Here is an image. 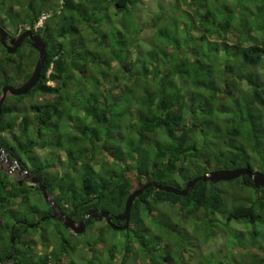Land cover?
I'll return each mask as SVG.
<instances>
[{
    "label": "trees",
    "instance_id": "obj_1",
    "mask_svg": "<svg viewBox=\"0 0 264 264\" xmlns=\"http://www.w3.org/2000/svg\"><path fill=\"white\" fill-rule=\"evenodd\" d=\"M135 1L0 0V27L12 39L19 26L50 13L35 32L47 53L39 80L26 95L6 96L0 146L18 166L38 170L59 210L76 222L93 207L121 213L128 195L150 183L182 190L216 170L264 175V0H182L185 22L175 26L182 46L191 48L184 51L177 41L173 52L155 60L142 56L159 52L152 41L137 56L144 27L133 16ZM247 10L256 24L231 32L233 16ZM87 35L101 36L89 41ZM36 60L29 41L14 55L0 44V94L25 82ZM74 70L83 80L69 92ZM67 115L78 120L79 133L67 142L79 153L70 150L64 159L73 157L71 166L87 161L72 171L59 165V152L41 133L44 124ZM33 129L37 135L30 136ZM37 148L51 153L40 159ZM9 176L0 172V264H77V253L86 264H264V188L245 176L198 181L184 197L148 187L134 199L126 230L104 224L81 248L46 203L30 206L43 200L39 187ZM23 207L36 219L19 221ZM93 224L89 219L85 232Z\"/></svg>",
    "mask_w": 264,
    "mask_h": 264
},
{
    "label": "rangeland",
    "instance_id": "obj_2",
    "mask_svg": "<svg viewBox=\"0 0 264 264\" xmlns=\"http://www.w3.org/2000/svg\"><path fill=\"white\" fill-rule=\"evenodd\" d=\"M220 1L221 2L219 4H222L223 2H226V1L231 2L232 0H220ZM181 2H182V0H137L133 4H131V5H134L133 9H132V13H134L133 14L134 17H137V25H143V27H144L143 29H141V31L139 32V35H138V43L136 45L137 56L140 55L138 53V51L142 52V51H146L147 49L150 48L151 41L153 43L155 42L156 45L158 43L159 52H152V55H149L146 53V54L142 55L144 57V59L145 58L146 59L151 58L152 60H155L157 57H160V55L164 56V51H166L167 53L173 52L174 51L173 48L174 49L177 48L175 46V43H177V41L180 42L179 43L180 47L183 45L184 41H183L182 34L180 32V29H178L175 26V25H177V22L179 24L178 26H180L182 22H185L181 17L183 15V11H179V6H183L180 4ZM252 5H254V4H252ZM232 10H233L232 6H230L229 9H227V10L221 9V12H220L222 14L221 18L224 17L226 12L232 11ZM119 20L122 22L124 21V19H119ZM116 21H118V18H114V17L111 18V22L116 24L117 23ZM255 21L256 20L254 19L253 11H251V14L248 11L247 15L246 14L240 15L238 12L236 15L233 16V25L232 26H235V27H233L231 32L235 31L236 28H241V25H244V23L247 25V26H245L246 28L248 26L250 27V26L256 24ZM119 27L122 28L123 26L121 25ZM164 29H166V31H163ZM227 29H228L227 27L223 28L222 31L225 30V33H226ZM124 31H126V30H124ZM176 31H177V35L175 36ZM116 34H117L116 31L111 30V35H116ZM124 34L125 33L123 32V38H124L123 40L126 41L127 39L124 37ZM193 34H194V37H198V34L196 32H194ZM167 35L170 37V39H166ZM100 36L101 35H98L96 37L94 36L91 39L96 40V39H99ZM85 39L89 40V41L91 40L88 35L86 36ZM173 42H174V45H171V43H173ZM79 45H80L79 47H81V49H83L82 43H79ZM110 45L112 47V44H110ZM182 48L184 51L185 50L188 51L191 48V46L190 45L182 46L181 49ZM201 48H202V51L207 50V47L204 45H201ZM133 56H135V55H133ZM80 80H83V78H81V76L77 70H74L73 75H72V79L69 81V83L67 85L68 87H71L69 92L72 91V89L77 84L80 83L79 82ZM71 95H72V93H70L68 97H70ZM71 118L72 117L68 116V115L62 116L61 120H63V121L53 119L48 124H44V126L42 127L41 133H43L45 135V138H51L50 142L53 143V146L51 145V150L53 153H56V151H59V150H62L65 155L68 151L70 152V150L72 151V153H79L76 151L77 150L76 147L75 148L70 147L72 145L67 142L68 137H72V134L79 133L78 120L76 121L75 118H72V119ZM32 135H37L35 133L34 129L32 130V133L30 136H32ZM36 140L38 141L37 143H39V144H41L43 141L40 139H36ZM59 147H61V148H59ZM66 147H68V148H66ZM35 153H38V155H40V159H41L43 156H48L51 153V151L46 150V149L45 150L35 149ZM72 158L73 157L68 158V160L71 161ZM68 160L65 159V161L67 163H69ZM52 161L55 162L54 157H52ZM71 163H73V161ZM0 167L2 168V170L4 172L7 170V165H5V164H2ZM16 175H17V172L16 173L11 172L9 177L11 179H15V180L22 179L20 177L17 178ZM175 183H178V182H175ZM162 184L166 185V186H173L171 184V182H168V183L164 182ZM30 206H36L38 209H41L42 207H45V201L40 199V198H37L34 201L30 202ZM17 218H19V221L21 219H24V218H26L28 221H32V220L36 219V215H33V216L29 215V213H27L23 207V208H21L20 215L17 216ZM99 226H101L102 229L104 228V226L102 224H99ZM163 233H164V231H163ZM26 235L30 236V232H28ZM67 235H69L68 232H67ZM118 238H120V237L118 236ZM88 240H90V239L87 237L83 238L82 244L84 246H87V244H85V243L89 242ZM220 242L215 241L211 245L214 248L219 249L220 248ZM211 245H207L204 248H201V252L206 253L208 251V248ZM102 249L103 248H101V250H100L101 254H102V252H101ZM191 249L189 248L187 250H191ZM78 257H81V255H79L77 253V258ZM77 258H76L77 264L86 263L85 260L83 262V261H81V259H79V258L77 259ZM192 261H193V259H192ZM193 262H194V264H196L195 263L196 261H193Z\"/></svg>",
    "mask_w": 264,
    "mask_h": 264
},
{
    "label": "water",
    "instance_id": "obj_3",
    "mask_svg": "<svg viewBox=\"0 0 264 264\" xmlns=\"http://www.w3.org/2000/svg\"><path fill=\"white\" fill-rule=\"evenodd\" d=\"M25 39L29 40V42L31 43V47L37 52V60L35 62V66L33 68V71L30 77L22 85L18 87H13L9 85L2 87L1 94H0V115L2 112L1 107L7 95H11V96L26 95L30 90H32L36 86L39 80L41 71H42V67L47 57L45 44L43 43L42 39L39 36L31 33L30 31H25L21 33L16 39L9 40L7 33L0 27V44L4 47V49L6 50L8 54H14L17 48H19L22 45ZM2 153H4V151L0 148V154ZM6 160H8V158ZM12 163L15 164V166L17 167V164L15 161ZM18 171L25 175L28 174L22 168H19ZM240 176L247 177L251 181L252 186L255 187L256 189L264 188V175L260 172L253 173L249 171L247 168L216 170V171L211 172L208 176L204 175L201 178H203V181L208 180L212 183H216L219 180L221 181L234 180ZM32 182L36 183L37 181L33 180ZM193 182H195V180ZM193 182H188L186 184V187L183 190H178L176 188L161 185V184L150 183L138 191H133L126 198L123 211L118 214L119 216H117L116 219L124 221V224H125L124 227L128 226L129 215H130V210H131L133 201L139 194L142 193L143 189L147 187H153L156 190L163 191L165 193H170L173 195L186 196L190 190L188 187H191ZM38 186L39 188H42V185L39 184ZM56 215L57 214L54 212L53 217H56ZM104 215H108V213L101 212L99 216L103 217ZM89 217H92V216L85 215L83 220L79 222L78 224H76V226L74 225V222L70 218H65L61 213L57 219L63 220L65 227L70 228L75 233L79 234L85 230V223ZM11 241H13V238H11Z\"/></svg>",
    "mask_w": 264,
    "mask_h": 264
},
{
    "label": "bare ground",
    "instance_id": "obj_4",
    "mask_svg": "<svg viewBox=\"0 0 264 264\" xmlns=\"http://www.w3.org/2000/svg\"><path fill=\"white\" fill-rule=\"evenodd\" d=\"M50 16V13H44L43 15H41L39 18H38V21L40 22V24L42 25V23L48 18ZM3 29V28H2ZM6 32V31H5ZM7 33V32H6ZM7 35H8V33H7ZM9 37V36H8ZM17 37H15V38H13V39H16ZM9 39L10 40H12V38H10L9 37ZM24 44H22V46H23ZM2 46V45H1ZM3 47V46H2ZM4 48V47H3ZM6 51V50H5ZM16 53V52H15ZM14 53V54H15ZM14 54H12V55H14ZM49 73V72H48ZM24 83V82H23ZM22 83V84H23ZM21 84V85H22ZM47 85H49V86H53V83L52 82H47ZM9 86H12V85H9ZM18 86H20V85H18ZM18 86H13V87H18ZM2 89V88H1ZM15 131V133H17L18 132V130L17 129H15L14 130ZM0 148L4 151V153H2V154H0V166L2 165V164H5V165H7V170L4 172L3 170H2V168L0 167V172L1 173H3V174H8V175H10V168H13L14 166V164L10 161V157H13L12 155H11V153H9V152H6L1 146H0ZM8 158V160H6ZM85 160V158H82V159H78V160H75L74 161V166H71V164H67V162L65 161V160H60V162H59V165L61 166V167H64V168H68V169H70L71 171L73 170V168H75V167H83V165H85V164H87V161H84ZM81 171V170H80ZM79 171V172H80ZM28 174L27 175H25V174H21V176H23V177H27V178H29L30 176V174H29V172H27ZM210 174V173H209ZM209 174H206V176H208ZM195 180V182H193ZM198 181H203V178H201V177H195V178H193V179H191V180H189V181H187L186 182V184L188 183V182H193V184H192V186L191 187H188L189 189H193V187H194V185H195V183L196 182H198ZM219 181H221V180H219ZM33 184H37V185H42L40 182H36V183H34V182H32ZM186 184H185V186H184V188L186 187ZM148 185V184H147ZM146 186V185H145ZM145 186H143V187H145ZM39 187V186H38ZM142 187V188H143ZM170 187H172V186H170ZM141 188V189H142ZM148 188V187H147ZM147 188H145V189H147ZM153 188V187H152ZM174 188V187H173ZM183 188V189H184ZM40 190H41V192H42V197H43V200L45 201V203L51 208V210H52V213H51V218L54 220V221H58V222H60L63 226H64V228L65 229H67L68 231H70L71 233H73L75 236H76V245H78V248H81L82 247V239L83 238H85V237H87V238H89L90 239V241L92 242L93 241V239L92 238H95L96 237V232H97V230L99 229H101L100 227L101 226H99V224H102L103 226H104V224L106 225V226H108L111 230H113V231H124V230H126L127 229V227H124L125 226V224H124V221H121V220H118V219H116V217L117 216H119L118 214H114V215H112L110 212H108V211H105V210H102V209H100V208H97L96 210H95V208L93 207V208H89V209H87V211L83 214V216H85V215H90V216H92V217H90V219L91 220H93V227H92V230L90 231V232H85V230H86V228H87V223H85V230L84 231H82V233H79V234H77V233H75L73 230H71L70 228H67V227H65V225H64V221L63 220H59V219H57L58 218V216H60V213L65 217V218H70L73 222H74V225L76 226V220L73 218V216H68V215H66L65 213H63L61 210H59V208L57 207V205L55 204V202L53 201V195H51L47 190H46V188L42 185V188H39ZM145 189H143V191L145 190ZM155 189V188H154ZM182 189V190H183ZM140 190V189H139ZM179 190V189H178ZM136 191H138V190H136ZM142 191V192H143ZM142 194V193H141ZM140 195V194H139ZM182 197H184V196H182ZM125 203V202H124ZM124 208V207H123ZM96 211V212H95ZM98 211H100V213L101 212H107L108 213V215H104L103 217H100L99 215H100V213L98 212ZM54 212L57 214L56 215V217H53V215H54ZM84 218V217H83ZM83 218L81 219V220H83ZM75 220V221H74ZM118 223V224H117ZM123 223V224H122ZM28 226H30V225H28ZM85 234V235H84ZM84 235V236H83ZM79 236H81V237H79ZM55 243V242H54ZM88 245V244H87ZM86 248H89V247H86ZM38 249V248H37ZM40 250V249H39ZM48 251H50V249L48 250ZM82 257V256H81ZM85 256H83V258H84ZM84 264H86V263H84Z\"/></svg>",
    "mask_w": 264,
    "mask_h": 264
},
{
    "label": "flooded vegetation",
    "instance_id": "obj_5",
    "mask_svg": "<svg viewBox=\"0 0 264 264\" xmlns=\"http://www.w3.org/2000/svg\"><path fill=\"white\" fill-rule=\"evenodd\" d=\"M2 28V27H1ZM6 32L8 33V36L10 37V32L8 31V29H6ZM8 37V38H9ZM10 40V39H9ZM26 42V41H25ZM24 42V43H25ZM60 160H61V158H62V160H65L64 159V153H63V151L61 150L60 152ZM57 166H58V164H56ZM26 169L29 171V178H27V177H23V176H21V174L17 171V175H16V177L17 178H22V180H17V182H18V184L19 185H21V184H26L27 186H29L31 189H34V188H36V189H38V185H34L33 183H32V181L33 180H36L37 182H43L44 183V186L47 188V183H46V180L38 173V170H36L34 167H32V165L31 164H29V165H26ZM50 180H53V179H50ZM35 186V187H34ZM99 213H100V211H98Z\"/></svg>",
    "mask_w": 264,
    "mask_h": 264
},
{
    "label": "clouds",
    "instance_id": "obj_6",
    "mask_svg": "<svg viewBox=\"0 0 264 264\" xmlns=\"http://www.w3.org/2000/svg\"><path fill=\"white\" fill-rule=\"evenodd\" d=\"M39 28H41V24H40V22L37 20L32 26H27V25H21V26H19V29H18V32H17V35H16V37H18L21 33H23V32H25V31H30L31 33H33V34H35V32L39 29ZM4 31H6V29H3ZM25 41H29L28 39H25L24 40V42ZM22 43V44H25V43ZM29 45L31 46V43L29 42ZM21 47H23L22 45L19 47V48H21ZM19 48H17V50L19 49ZM17 50H16V52H17ZM34 50V49H33ZM48 72H50V70L48 71ZM37 149H39V148H37ZM39 150H42V149H39ZM56 152H60V150L59 151H56ZM38 154V153H37ZM59 156H60V153H59ZM10 159V161L11 162H14V159H12V157H10L9 158ZM16 162V161H15ZM17 164V163H16ZM14 167L13 168H10V173L11 172H14V173H16L17 171H18V169L19 168H22V167H20V166H18L17 165V167L15 166V164L13 165ZM23 169V168H22ZM24 171H26V172H29L27 169H23ZM19 172V171H18ZM20 174H22L21 172H19ZM97 208H95V210H96ZM85 217V216H84ZM90 219V217L87 219V221ZM82 221V220H81ZM81 221H77L76 223L78 224L79 222H81ZM87 221H86V223H87Z\"/></svg>",
    "mask_w": 264,
    "mask_h": 264
}]
</instances>
